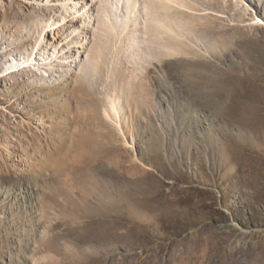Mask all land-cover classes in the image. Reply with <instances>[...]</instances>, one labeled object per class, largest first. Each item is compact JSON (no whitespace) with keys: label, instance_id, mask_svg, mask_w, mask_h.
Segmentation results:
<instances>
[{"label":"rangeland","instance_id":"obj_1","mask_svg":"<svg viewBox=\"0 0 264 264\" xmlns=\"http://www.w3.org/2000/svg\"><path fill=\"white\" fill-rule=\"evenodd\" d=\"M82 1L0 0V264H264V0Z\"/></svg>","mask_w":264,"mask_h":264},{"label":"bare ground","instance_id":"obj_2","mask_svg":"<svg viewBox=\"0 0 264 264\" xmlns=\"http://www.w3.org/2000/svg\"><path fill=\"white\" fill-rule=\"evenodd\" d=\"M62 1L64 3H68L69 0H62ZM105 1H109L108 4H110V6H109L110 10H109V8H107L105 6H102V7L97 6V12L100 15L104 14L105 17H107L109 14L113 13L115 15L116 21L119 22V25H122L121 28H120V26L117 27V30L119 31V35H122L123 31H124V29H123L124 25L128 24V22H129L128 18L131 15L130 13H131L132 9L135 8L137 1L136 0H105ZM105 1H103V2H105ZM75 4H76V9L80 8L83 11H85L86 13H89L91 8H92L91 2H87L86 0H83L80 3V5H79V3H75ZM119 6H120V9H119ZM122 6H124L125 10L122 9ZM127 9H129L130 11H127ZM70 11H71V9L69 8V5H64L63 4V11L61 12V14H65L66 15L68 13L70 15ZM65 15L62 17L63 22L66 21V18H67V16H65ZM135 20L136 21L138 20V17L136 15H135L134 21ZM160 25L161 26H166L165 23H163V22L160 23ZM135 30H137L136 27L133 28V32ZM125 40H126L128 46L130 47L129 49L132 50V52H133V50H137L138 48L141 47L140 43L142 42V40L138 39V37L136 35H132L130 37H126ZM69 43L71 44V43H73V41L71 40ZM20 264H22V263H20Z\"/></svg>","mask_w":264,"mask_h":264}]
</instances>
